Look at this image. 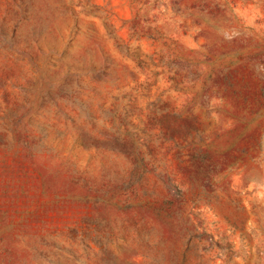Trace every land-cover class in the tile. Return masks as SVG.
Segmentation results:
<instances>
[{
	"label": "rangeland",
	"instance_id": "rangeland-1",
	"mask_svg": "<svg viewBox=\"0 0 264 264\" xmlns=\"http://www.w3.org/2000/svg\"><path fill=\"white\" fill-rule=\"evenodd\" d=\"M0 264H264V0H0Z\"/></svg>",
	"mask_w": 264,
	"mask_h": 264
}]
</instances>
